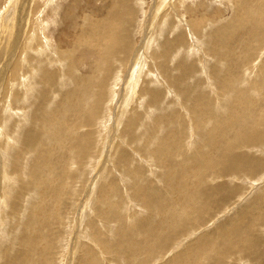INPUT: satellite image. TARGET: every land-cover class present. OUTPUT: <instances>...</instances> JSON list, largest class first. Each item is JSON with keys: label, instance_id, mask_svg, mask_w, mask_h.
I'll return each instance as SVG.
<instances>
[{"label": "rangeland", "instance_id": "1", "mask_svg": "<svg viewBox=\"0 0 264 264\" xmlns=\"http://www.w3.org/2000/svg\"><path fill=\"white\" fill-rule=\"evenodd\" d=\"M156 1L0 0V264H264V0Z\"/></svg>", "mask_w": 264, "mask_h": 264}, {"label": "bare ground", "instance_id": "2", "mask_svg": "<svg viewBox=\"0 0 264 264\" xmlns=\"http://www.w3.org/2000/svg\"><path fill=\"white\" fill-rule=\"evenodd\" d=\"M131 1H132V0H131ZM155 1H156V0H155ZM157 1H158V0H157ZM157 1H156V3H155L156 6H157ZM159 1H160V0H159ZM159 1H158V4H161ZM54 2H55V1H54ZM248 2H249V1H248ZM255 2H256L255 7H252V8H256V7L259 5V2H258V1H255ZM129 3H130V2H129ZM239 3H242L241 11L244 13L247 9H246V8H245V9L243 8V6H244L243 4L246 3V5H247V1H246V0H240ZM246 5H245V6H246ZM121 6H122V5H121ZM121 6H119V7H121ZM156 6L154 7V3H153V10H154V11L157 10V7H156ZM250 6H251V5H250ZM122 7H123V6H122ZM122 7H121V9H122ZM247 7H248V6H247ZM121 9H120V10H121ZM242 9H244V10H242ZM114 10L117 11V7H116V9H114ZM111 12H112V10H111ZM111 12H110L109 20H110L111 18H113ZM158 13H159V12H158ZM127 15H128V14H127ZM151 16H152V14H151ZM153 16H154V15H153ZM153 16H152V18H153ZM258 16H260V14L256 13L254 17H258ZM150 18H151V17H150ZM113 21H114V20H113ZM87 22H88V21H87ZM111 22H112V21H111ZM88 23H89V22H88ZM98 23H99V22H98ZM103 23H104V22H103ZM111 24H112V23H111ZM101 26H103V24H102V25H98L97 27H96V25H94V27H95V29H96L95 31L98 32L101 28L106 29V28L111 27V26L108 25V24H107V25L105 24V26H103V27H101ZM86 27H88V26H86ZM94 27H92V28L94 29ZM258 27H259V26H258ZM89 28H90V27H89ZM90 29H91V28H90ZM90 29H88V30H90ZM90 31H91V30H90ZM90 31H88V32H90ZM95 31H94V32H95ZM109 31H110V30H109ZM111 32H112V31H111ZM111 32H110V33H111ZM108 33H109V32H108ZM84 34H85L84 36H86V32H85ZM82 35H83V34H82ZM104 35H105V34H104ZM84 36H83V37H84ZM112 36H113V35H112ZM98 37H99L100 39L102 38L99 34H98ZM109 37H110V36H109ZM113 38H114V37H113ZM113 38H112V39H113ZM108 39H110V38H108ZM128 39H129V38H128ZM81 41L84 42V40H82V39H81ZM85 41H86V40H85ZM125 42H126V41H125ZM125 42H124V43H125ZM127 42H128V41H127ZM90 43H91V42H90ZM110 43H111V42H110ZM83 45H88V42L83 43ZM90 45H91V44H90ZM98 47H99V45H98ZM88 48H89V47H88ZM94 48L98 49V48H97V45L94 46ZM109 48H110V47H109ZM168 50H169V49H168ZM110 52H112V51H110ZM109 55H111V56L113 57V55H112L111 53H110ZM61 62H62V61H61ZM58 64H59V63H58ZM62 64H63V63H62ZM62 64H60V65H62ZM102 64H103V62H102ZM94 65H95V64H94ZM137 65H138V64H137ZM64 68H65V67H64ZM139 68H140V67H138L137 69H139ZM71 69H72V68H71ZM137 72H138V71H137ZM37 76H38V75H37ZM128 76H129V75H128ZM4 77H5V76H4ZM2 80H3V78H2ZM122 84H124V83L122 82ZM125 84H126V83H125ZM104 88H105V87H104ZM106 90H107V89H106ZM115 92H116V91H115ZM171 93H172V92H171ZM113 95H114V94H113ZM157 96H158V95H157ZM113 97H114V96H113ZM30 100H31V99H30ZM73 101H74V100H73ZM99 102H100V100H99ZM110 103H111V102H110ZM122 103H123V102H122ZM130 105H131V104H130ZM59 108H61V107H59ZM46 113H47V112H46ZM80 113H81V110H80ZM72 114H73V112H72ZM242 114H244V113H242ZM233 116H234V117H237V116H238V113H234ZM240 116H241V115H240ZM242 116H243V115H242ZM245 116H246V114H245ZM251 116H252V115H251ZM262 116H264V115H262ZM262 116H261V117H262ZM40 117H41V116H40ZM259 117H260V116H258V118H259ZM238 118H239V117H238ZM254 118L257 119V117H254ZM256 119H255V120H256ZM260 119H262V118H260ZM260 119H259V120H260ZM84 120H85V119H84ZM237 120H238V119H237ZM237 120H236V121H237ZM38 121H39V120H38ZM40 121H41V120H40ZM253 121H254V119H253ZM256 121H257V120H256ZM256 121H255V122H256ZM240 122H241V120H240ZM246 122H247V121H246ZM259 122H260V121H259ZM42 123H43V122H42ZM231 123H232V122H231ZM247 123H248V122H247ZM252 123H254V122H252ZM254 124H256V123H254ZM260 124H261V123H260ZM231 125H232V124H231ZM42 126H43V125H42ZM233 126H234V125H233ZM256 126H257V125H256ZM262 126H263V125H262ZM17 127H18V126H17ZM250 127H251V126H250ZM258 127H260V126H258ZM221 128H222V127H221ZM221 128H220V129H221ZM224 128H225V126H224ZM247 128H248V127H247ZM256 128H257V127H256ZM250 129H251V128H250ZM257 129L259 130V128H257ZM6 130H7V129H6ZM93 130H94V129H93ZM223 130H224V129H223ZM245 130H246V129H245ZM227 131H228V130H227ZM248 131H249V130H248ZM251 131H252V129H251ZM225 132H226V131H225ZM230 132H231V131H230ZM249 132H250V131H249ZM223 133H224V132H223ZM215 134H216V133H215ZM226 134H227V133H226ZM260 134H261V133H260ZM250 135H251V134H250ZM210 137H211V136H210ZM213 137H214V136H213ZM225 137H226V136H225ZM228 137H229V136H228ZM251 137H252V135H251ZM256 137H257V136H256ZM263 138H264V137H263ZM9 139H10V138H9ZM253 139H255V138H253ZM253 139H251V140H253ZM256 139H257V138H256ZM211 140H212V139H211ZM217 140H218V139H217ZM233 140H234V139H233ZM243 140H244V139H243ZM247 140H248V139L246 138V141H247ZM244 141H245V140H244ZM244 141H243V143H244ZM253 141H255V140H253ZM234 142L236 143L237 141L234 140ZM241 142H242V141H241ZM211 143H212V142H211ZM235 143H234V144H235ZM239 143H240V142H239ZM239 143H237L236 145H238ZM18 144H19V143H18ZM248 144H249V142H248ZM253 144H254V142H253ZM209 145H210V144H209ZM240 145H241V144H240ZM242 145H243V144H242ZM245 145H246V143H245ZM249 145H251V144H249ZM258 145H259V144H258ZM259 146H262V145H259ZM263 146H264V145H263ZM211 147H212V146H211ZM232 147H233V146H232ZM232 147H231V148H232ZM235 147H236V146H235ZM235 147H234V148H235ZM240 148H241V147H240ZM1 149H2V148H1ZM236 149H237V147H236ZM85 150H86V149H85ZM232 151H233V150H232ZM233 152H235V151H233ZM228 153H229V152H228ZM85 154H86V153H85ZM211 154H212V153H211ZM231 155H232V154H231ZM233 155H234V154H233ZM233 155H232V156H233ZM224 156H225V155H224ZM228 156H229V155H227V157H228ZM232 156H231V157H232ZM236 156H237V155H236ZM238 156H239V155H238ZM243 156H244V155H243ZM206 157H207V156H206ZM209 157H210V156H209ZM209 157H208V159H209ZM227 157H226V158H227ZM229 157H230V156H229ZM234 157H235V156H234ZM241 157H242V156H241ZM246 157H247V156H246ZM210 158H211V157H210ZM239 158H240V157H239ZM230 159H231V158H230ZM232 159H233V158H232ZM247 159H248V157H247ZM206 160H207V159H206ZM242 160H243V159H242ZM242 160H241V162H242ZM210 161H211V160H210ZM222 161H223V160H222ZM231 161H232V160H231ZM246 161H247V160H246ZM200 162H201V161H200ZM206 163H208V162H206ZM215 163H216V162H215ZM226 163H227V162H226ZM199 164H200V163H199ZM189 165H190V164H189ZM231 165H232V163H231ZM239 165H240V164H239ZM187 166H188V165H187ZM203 166H204V165H203ZM232 166H233V165H232ZM243 166H244V165H243ZM243 166H241V167H243ZM245 166H246V165H245ZM206 167H207V165L205 166V168H206ZM247 167H248V166H247ZM232 168H233V167H232ZM250 168L252 169V167H250ZM206 169H207V168H206ZM200 170H201V169H200ZM208 170H209V169H208ZM208 170H207V171H208ZM191 171H192V170H191ZM201 171H206V170H203V169H202ZM220 171H221V170H220ZM220 171H219V172H220ZM237 171H238V169H237ZM186 172H187V171H186ZM208 172H209V171H208ZM208 172H207V174H208ZM212 172H213V171H212ZM244 172H245V171H244ZM194 173H195V172H194ZM239 173H240V172H239ZM202 175H203V174H202ZM215 175H216V174H215ZM204 176H205V173H204ZM206 176H207V175H206ZM201 177H202V176H201ZM218 177H219V176H218ZM199 189H200V188H199ZM229 191H231V190H229ZM236 191H237V190H236ZM198 193H199V192H198ZM230 193H231V192H230ZM191 213H192V212H191ZM163 223H164V222H163ZM223 235H224V234H223ZM30 238H31V237H30ZM249 245H251V244H249ZM256 249H257V248H256ZM253 251H255V250H253ZM251 252H252V251H251ZM255 253H256V252H255ZM247 263H248V262H247ZM250 264H251V263H250Z\"/></svg>", "mask_w": 264, "mask_h": 264}]
</instances>
